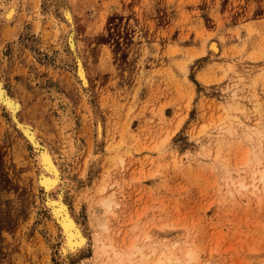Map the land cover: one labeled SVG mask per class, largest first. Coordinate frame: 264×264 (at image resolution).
<instances>
[{
  "label": "rangeland",
  "instance_id": "obj_1",
  "mask_svg": "<svg viewBox=\"0 0 264 264\" xmlns=\"http://www.w3.org/2000/svg\"><path fill=\"white\" fill-rule=\"evenodd\" d=\"M13 2L0 17V264H105L97 235L128 254L143 232L179 263L264 264V194L250 186L264 167V0H0V15ZM45 148L88 240L64 260L39 181Z\"/></svg>",
  "mask_w": 264,
  "mask_h": 264
},
{
  "label": "bare ground",
  "instance_id": "obj_2",
  "mask_svg": "<svg viewBox=\"0 0 264 264\" xmlns=\"http://www.w3.org/2000/svg\"><path fill=\"white\" fill-rule=\"evenodd\" d=\"M11 2H12V0H11ZM4 7L5 8L3 10L2 15H0V17L5 19L6 21H10L15 15L17 3L13 2L11 5H8V6L5 5ZM62 14H63V17L66 21L65 23L67 24V28H68L66 41H67L69 49L72 51L73 55L75 56V73H76L77 78L80 82L79 83L80 87L86 88V87H88V79H87V76L85 73V69L83 67L82 61L79 59V56H77L75 54L76 53V44H75L74 35H73L72 14H71V11L69 10V8L65 7V6L62 9ZM208 48L213 53L218 52V44L215 42L210 43ZM1 86L2 85H1V81H0V88H2ZM2 96H3V93L0 89V98ZM5 105H6V108L8 109V111L12 114V116H13L12 118H14L13 112H18L21 108V106L19 105V102L16 101V99L5 100ZM62 108L63 107L61 106V109ZM65 117H66V115H65ZM17 118H18V116H17ZM62 118H64L63 115H62ZM72 120H73V118H72ZM72 120H71V122H72ZM20 123H22V122H20ZM22 124L23 125L17 124V125H19L17 127L20 128L23 135L30 142V144L35 143L36 140L39 139V138H37L36 131L28 124V122L22 123ZM64 124H66V123H64ZM95 124H97V126L95 128L97 138H98V140H101L102 131H103L102 124H101V122H98V123L96 122ZM64 130H66V129H64ZM34 145H36V144H34ZM159 145H161V144H159ZM159 145H158V147H160ZM156 146L154 145V147H156ZM154 149H157V148H154ZM257 161H258V158H257ZM36 162L42 171V173L40 174V177H39L40 183L44 187H46L48 189V191L54 192V195L47 194L45 201H46V206H48L50 208L52 218L54 219V221L56 220L55 222L58 223V225L61 229V234H62L61 238L63 239V244H62L59 252L61 254L60 257L64 260V258L67 257L68 254L73 255L79 249L86 246V244L88 243V240H87L85 234L83 233V231L81 230V228L79 227V225L76 223V220L74 219L70 210L67 209L65 201H63V193H65V189H66L67 185H66V181H63V179L61 180V178H60L59 170H58L59 166L56 164V162L52 156V153H50L49 150L45 148V150L41 151L39 153V155H37V161ZM245 163H246V161H245ZM259 164H260V162H259ZM256 170L257 171H255L253 173V176H252L253 182L250 184V186L252 187V192L257 191L256 193H260V194L263 193L264 194V167L262 170L261 169H256ZM38 173H39V171H38ZM39 181H38V183H39ZM241 186L243 188L247 187V185L243 184V183L241 184ZM72 188H73V186H72ZM258 197H259V195H258ZM111 202H113V199L107 198V199H104L103 201H101V203L99 205L102 208H104L105 210H108L112 205ZM101 225H102L103 231L106 230L108 232L109 228L107 227L106 222H105V224L102 223ZM149 234L150 233H148V232H143V234L140 235L142 237V241H141L142 245L139 246L135 242H132V243H130L131 245H129L130 247L128 250L131 251V253L136 252L139 255L140 259L142 260L141 262H143V263L145 262V264H169L170 262L171 263L173 262L174 264H195L193 262L194 256L191 253H186L187 260H184V261L181 260L179 263V258L176 257L175 253H173L172 251L169 253L161 251V247L163 249L165 245L163 243H160L159 236L156 238H152ZM98 237H99V235H97L95 237V240H94L95 245H96V248L94 250H95V254L97 255V256H95V259L101 258V259H103L102 262H105V264H131L132 258L128 256L131 253H128V254H126L127 252L124 254L120 253V251L118 252L112 243L106 244L103 241H101L100 238H98ZM137 237H139V236H136L135 238H137ZM174 245H176V244H174ZM168 247H169V245H168ZM146 248L148 250L147 252H145ZM171 250H172V248H171ZM136 264H137V262H136Z\"/></svg>",
  "mask_w": 264,
  "mask_h": 264
}]
</instances>
